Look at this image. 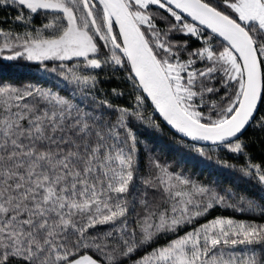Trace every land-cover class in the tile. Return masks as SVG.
Wrapping results in <instances>:
<instances>
[{
	"label": "trees",
	"instance_id": "obj_1",
	"mask_svg": "<svg viewBox=\"0 0 264 264\" xmlns=\"http://www.w3.org/2000/svg\"><path fill=\"white\" fill-rule=\"evenodd\" d=\"M62 1L86 11L80 21L95 47L90 54L34 60L19 53L18 44L49 39L55 26L61 36L67 19L54 0H0V264H67L84 255L151 264L181 243L195 264H264V85L240 138L187 140L140 87L105 4ZM200 1L248 32L264 82V28L242 22L226 0ZM148 10L153 28L141 25V33L161 64L178 63L183 80L194 76L185 90L197 121L228 120L243 84L212 55L229 42L207 25L185 32L162 7ZM224 221L252 232L209 233Z\"/></svg>",
	"mask_w": 264,
	"mask_h": 264
},
{
	"label": "rangeland",
	"instance_id": "obj_2",
	"mask_svg": "<svg viewBox=\"0 0 264 264\" xmlns=\"http://www.w3.org/2000/svg\"><path fill=\"white\" fill-rule=\"evenodd\" d=\"M59 4L61 11L64 14L63 19H67L68 26L67 29L59 36V29L57 26L53 27V29H49L51 31V36L49 39L45 37H41L39 40L29 41V44L23 45L21 42L20 47L23 46V49L20 48L19 53H23L30 59L34 60H42L46 58H56V59H69L73 56L90 54L95 49L94 44L89 38L87 30H85L84 16L86 15V11L82 14L79 12L80 7L75 5L74 12L70 7V3L73 2H65L62 0H54ZM102 1V0H101ZM116 3L120 6L121 13L128 18H131L137 28L140 30V26L145 29L146 27L150 30L153 28L151 24V10L147 11L148 6L154 5L162 7L168 10L174 17L177 18L178 21L181 22V28L185 30L187 33L197 34L198 26L200 24L202 26L207 25L214 29L211 25L207 24L202 16L210 17L224 23L229 26H234L236 28H241L236 23L232 22L230 19L225 16L209 9L204 5L200 0H115ZM228 5L230 6L233 13L237 14L240 20L244 23H258L262 28H264V5L262 0H226ZM102 3H104L102 1ZM105 4V3H104ZM28 5V4H27ZM32 6V5H28ZM106 6V5H105ZM107 8V6H106ZM77 9V11L75 10ZM59 10V9H58ZM108 10V9H107ZM109 12V10H108ZM110 13V12H109ZM111 15V14H110ZM80 18V19H79ZM191 20L192 22L188 21ZM81 20V21H80ZM113 20V19H112ZM78 21L81 23H78ZM196 24V25H195ZM218 32L216 29H214ZM141 32V30H140ZM222 35L220 32H218ZM142 34V33H141ZM223 36V35H222ZM143 37V35H142ZM225 39H228L229 46L224 49V51L219 56L212 55L213 59L216 61L220 60L225 63V71H228L229 75L233 78H237L243 84L244 90V82H245V68L241 58V52L238 50L237 46L231 39L223 36ZM143 39V53L145 55V59L143 60L145 63V71L148 73V76L153 79L152 74V66L150 65L149 59L154 57V54L148 47L144 37ZM150 52L153 54L151 56ZM211 56V52H208V57ZM157 59V58H156ZM158 60V59H157ZM159 62V61H158ZM160 63V62H159ZM161 64V63H160ZM170 84L175 94V97L180 104L181 108L184 112L189 115L191 118L197 121L200 116V112L197 107L194 106L190 100L189 95H187L185 86L186 81H193L194 76H187L186 80H183L182 70L178 63H171L169 61H165L161 64ZM141 87V86H140ZM146 95V94H145ZM241 101V99H240ZM239 101V103H240ZM239 105V104H238ZM198 122V121H197ZM199 123V122H198ZM216 229H212L209 233L223 234L224 236H228L233 233H245L246 235H250L252 229L247 225L241 224H233L230 221H224L220 223H216L214 226ZM185 244L181 243L180 245H172L168 247L166 250L159 253V255L151 261V264H195V258L193 260L187 255V251L183 249ZM216 261V260H215ZM232 261V262H231ZM226 261L225 264H238L236 260ZM198 263V262H197ZM205 264H209V262H203ZM217 263V262H215Z\"/></svg>",
	"mask_w": 264,
	"mask_h": 264
},
{
	"label": "water",
	"instance_id": "obj_3",
	"mask_svg": "<svg viewBox=\"0 0 264 264\" xmlns=\"http://www.w3.org/2000/svg\"><path fill=\"white\" fill-rule=\"evenodd\" d=\"M120 33L127 58L142 90L155 106L163 122L174 132L192 142L220 145L240 138L254 121L263 97V71L256 43L243 28L229 26L213 18L202 19L231 39L241 52L245 82L241 101L234 114L216 126H205L187 115L178 103L171 84L156 57L149 59L153 79L145 71L143 37L131 18L121 13L115 0H102ZM264 5V0H262ZM217 32V33H218ZM228 41V39H226ZM229 42V41H228ZM230 45V44H229Z\"/></svg>",
	"mask_w": 264,
	"mask_h": 264
},
{
	"label": "crops",
	"instance_id": "obj_4",
	"mask_svg": "<svg viewBox=\"0 0 264 264\" xmlns=\"http://www.w3.org/2000/svg\"><path fill=\"white\" fill-rule=\"evenodd\" d=\"M67 264H101L89 255L80 256Z\"/></svg>",
	"mask_w": 264,
	"mask_h": 264
}]
</instances>
